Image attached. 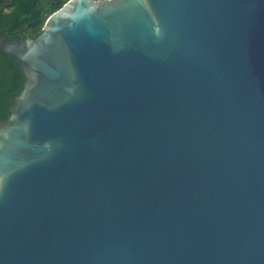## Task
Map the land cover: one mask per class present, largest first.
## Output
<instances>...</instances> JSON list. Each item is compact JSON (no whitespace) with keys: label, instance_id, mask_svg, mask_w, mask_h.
I'll list each match as a JSON object with an SVG mask.
<instances>
[{"label":"water","instance_id":"water-1","mask_svg":"<svg viewBox=\"0 0 264 264\" xmlns=\"http://www.w3.org/2000/svg\"><path fill=\"white\" fill-rule=\"evenodd\" d=\"M0 50V264H264V0H69Z\"/></svg>","mask_w":264,"mask_h":264},{"label":"trees","instance_id":"trees-1","mask_svg":"<svg viewBox=\"0 0 264 264\" xmlns=\"http://www.w3.org/2000/svg\"><path fill=\"white\" fill-rule=\"evenodd\" d=\"M69 0H0V39L37 37L51 14ZM26 82L17 61L0 50V121L8 119L10 107Z\"/></svg>","mask_w":264,"mask_h":264}]
</instances>
